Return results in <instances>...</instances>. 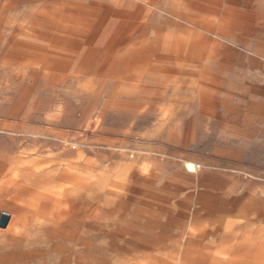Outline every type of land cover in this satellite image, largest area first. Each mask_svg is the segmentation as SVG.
<instances>
[{"label": "rangeland", "instance_id": "rangeland-1", "mask_svg": "<svg viewBox=\"0 0 264 264\" xmlns=\"http://www.w3.org/2000/svg\"><path fill=\"white\" fill-rule=\"evenodd\" d=\"M8 2L11 5L5 9ZM115 2L118 0H0V133L3 134H0V159H6L3 146L10 144L9 132L18 134L12 162L32 161L39 167L47 164L50 161L47 158L65 146L36 152L29 141L32 134L66 140L70 138L69 132H79L77 141L91 149L84 153V158H95L98 182L102 180L100 183L106 186L122 179L127 182L128 198L133 205L125 212L126 220L121 219L119 223L132 222L137 209L145 210L146 205L152 204L153 211H160L163 228L173 224L171 239L174 240L180 238L179 226L185 222L189 224L195 216L204 222L209 232L218 231L211 225L218 216L234 222L231 226L221 227L219 234L205 238L207 241L263 239L264 56H255L258 62L253 63L247 57L250 54L239 59L236 53L246 54V48L250 53L263 52L264 34L251 35L244 30L236 38L226 40L229 49L225 61L217 60L211 68L216 78L225 81L224 87L236 86L235 92L205 95L207 102L202 103L195 84L200 78L198 70L187 66L183 68L187 72L179 73L160 64L153 53L144 52L138 56L140 76L132 79H125L123 75L131 56L129 51L126 55H115L110 61L112 73L109 77L98 81L85 75L82 72L83 52L104 48L116 29L114 23L105 25L98 34L97 28L88 33L55 22L41 24L36 20L37 12L45 5L112 8ZM235 3L242 11H246L247 6L253 11H264V0H236ZM161 15L153 18L158 25L164 21V14ZM254 25L262 28L263 20H255ZM250 27L247 24V28ZM95 33L98 35L94 36ZM32 41L39 42L36 45L41 52L22 47L33 46ZM188 161L198 165L196 173L187 171L185 163ZM206 170L210 171V182L220 188L207 189V192L234 201L225 203L222 212L212 211L210 215L202 211L201 196L197 195L206 192L199 186ZM215 203L211 198L212 207ZM18 207L15 202L0 199V213L17 217ZM147 222L145 218L141 219V223ZM30 224L28 235L32 236L36 230ZM8 235V227L0 228V264H58L50 240L40 237L38 244L24 246L10 242ZM102 240L97 233L92 237L97 245ZM37 250L44 251L45 255L36 254L34 259L27 256V252Z\"/></svg>", "mask_w": 264, "mask_h": 264}, {"label": "bare ground", "instance_id": "bare-ground-1", "mask_svg": "<svg viewBox=\"0 0 264 264\" xmlns=\"http://www.w3.org/2000/svg\"><path fill=\"white\" fill-rule=\"evenodd\" d=\"M235 1L123 0L120 3L118 0L112 8L99 5L85 7L78 4H72L69 7L45 5L42 10L37 12L36 20L41 24L55 22V24L70 26L88 33L97 28L98 34L105 25L114 23L116 29L104 48L100 50L92 48L83 52L82 72L85 75L98 81L109 77L112 73L110 61L114 60L115 55H126L125 53L129 51L131 56L123 75L125 79H132L140 76L141 65L138 56L144 52L153 53L160 64L168 65L170 68L178 70L179 73L187 72V70H183L187 66L197 69L200 78L198 81L196 80V89L201 95L202 103H206L205 95H225L235 92L236 86L230 84L228 88L224 87L225 81L216 78V74H213L215 72L211 68V64L216 63L217 60L225 61L229 49L226 40L236 38L244 30L248 34H258V32L264 34V26L258 28L254 25L255 20H263L264 24V11H253L249 6L246 7V11H242L235 7L237 3ZM10 5L9 2L4 5L5 9ZM161 13L164 14V21L158 25L153 18L156 15L162 16ZM247 24L253 28L248 29ZM168 27H172V29L169 30ZM39 32L41 31L39 30ZM98 34L93 35L97 36ZM32 44L33 46L22 45V47L32 51L41 50L36 45L39 42L34 41ZM249 51L250 49L246 48V54L236 53V55L240 57L239 59H243L250 54L247 57L253 63L258 62L255 56H264V51L257 50L251 53ZM115 60L117 61V59ZM214 84L218 85L214 87ZM112 107L114 108V106ZM122 134L124 135V133ZM8 135L10 144L3 146L6 150V159H0V199L15 202L19 207L15 212L17 217L10 213H0V228L8 227L7 238L10 242L28 246L32 243L38 244L40 237L50 240L52 250L58 258V264H264V238L259 239L258 237L243 241L205 240L213 234H219L221 227L234 224L232 221L224 223L214 220L211 225L215 226L218 231L209 232L204 222L196 219L195 216L191 220H186H190L189 224L185 222L179 226L180 238L174 240L171 239L174 227L171 225L173 224L163 228L159 220L160 211L158 209L153 211V206L149 203L150 205H146L148 208L145 210L137 209L133 213L132 222L119 223L118 221L121 219L126 220L125 212L129 206L133 205L128 198L127 182L122 179L111 186L100 183L102 180L98 182L95 173L98 166L96 167L95 158H84V153L91 149L82 146L77 141L79 132H69L70 138L66 140L50 139L32 134L29 141L32 142L36 152L43 153L44 149L53 151L65 146L59 153L47 158L50 161L41 167L35 166L36 162L32 161L14 164L12 160L15 156L18 134L9 132ZM189 136L191 137V135ZM185 167L191 173L198 171V165H192L189 161L185 163ZM199 201L202 202V205L204 204L202 197ZM139 204H141V200ZM206 204L207 202H205ZM143 218L148 222L141 223ZM2 222L4 225L1 224ZM29 222L30 226L36 230L32 236L28 235ZM261 230L263 235L264 229ZM96 233L103 237L98 245L92 241V237ZM36 254L45 255L44 251L27 252L30 259H34Z\"/></svg>", "mask_w": 264, "mask_h": 264}, {"label": "crops", "instance_id": "crops-1", "mask_svg": "<svg viewBox=\"0 0 264 264\" xmlns=\"http://www.w3.org/2000/svg\"><path fill=\"white\" fill-rule=\"evenodd\" d=\"M191 173V172H189ZM205 181V182H204ZM211 174H210V171L207 172V171H204L203 172V182L201 184H199V186H202L206 189V192H200L199 194H197L198 196H201L202 199H203V202L204 204L201 205L202 207V211L204 212V214L208 213L210 215V213L212 211H216V212H222L223 210V207L225 205V203H234V201H229L228 198L226 196H223L221 198L219 197H214L212 196L211 194H209L207 192V189L210 190V189H220L219 187H217L216 185H213L211 184ZM207 183V184H206ZM210 183V184H209ZM211 198L214 199V202L216 201L215 203V206H211L210 204V200ZM226 200V201H225ZM205 202H207V204L205 205ZM215 220H218V221H221V222H224V223H228L229 221L225 220V219H222L221 216H218L215 218ZM215 227V226H214ZM216 228V227H215Z\"/></svg>", "mask_w": 264, "mask_h": 264}, {"label": "water", "instance_id": "water-1", "mask_svg": "<svg viewBox=\"0 0 264 264\" xmlns=\"http://www.w3.org/2000/svg\"><path fill=\"white\" fill-rule=\"evenodd\" d=\"M1 224L4 225L3 222Z\"/></svg>", "mask_w": 264, "mask_h": 264}]
</instances>
